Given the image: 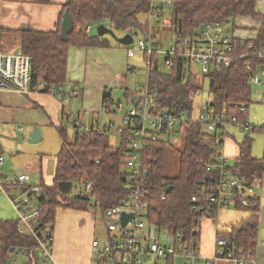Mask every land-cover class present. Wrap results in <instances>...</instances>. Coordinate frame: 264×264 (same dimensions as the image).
Masks as SVG:
<instances>
[{"label": "trees", "instance_id": "obj_1", "mask_svg": "<svg viewBox=\"0 0 264 264\" xmlns=\"http://www.w3.org/2000/svg\"><path fill=\"white\" fill-rule=\"evenodd\" d=\"M33 2L49 4L52 0ZM258 4L259 0H173L170 7L173 11L175 40L177 35L185 39L193 38L206 23L213 21L232 23L233 28H236V19L250 18L257 21L259 26L256 36L252 38L238 37L234 28L238 42V49L233 54L234 65L215 69L209 74L189 72L181 58L174 59L173 67L165 65L167 72L162 71L158 59L159 51L153 50V63L148 67L147 79L149 88L159 93L155 100L156 110H173L176 107L189 109L195 101L194 96L203 91L207 81L212 96L209 101L218 111L237 115L240 120L249 117L252 97L249 78L258 67H264V54H255L257 50H264V11L259 10ZM151 7L150 0H69V3L64 4L55 28L46 31L17 30L20 35L18 48L32 57L33 83L43 82L48 88L67 84L69 49L72 46H111V41L106 36L86 32L88 25L106 21L113 30L135 35L141 33L147 37L151 30ZM67 9L73 17L74 30L65 42L61 37V25ZM141 15H146V19L142 20ZM12 31L14 30L0 27V45L3 34ZM114 42L123 46L115 40ZM0 50L3 49L0 47ZM146 59L147 55L144 54V60ZM247 63L254 66L253 71L246 68ZM133 70L137 71L136 67L129 65V71ZM73 84L78 87L77 83ZM127 85L125 90L132 91ZM139 102L138 96L136 103ZM113 103L111 89L105 88L103 109L110 111ZM243 106L245 109L241 110ZM63 115L62 109V119L57 126L62 144L56 156L53 184H38L40 195H44V199L38 201L41 212L39 229L42 230L54 231L60 208L82 212L100 209L103 215L107 209L118 205L128 196V180L125 178L128 175L126 152L130 148L128 132L120 134V147L113 146L109 133H100L98 125L91 132L74 127L73 138L69 140ZM249 134L250 132L243 142L239 143V157L234 166L229 168L244 183L256 184L264 177V158L253 156ZM183 135L184 145L180 151L177 176L166 174L170 140L155 141L151 154L144 157L150 181L148 218L150 223L159 228L181 234L186 241H194L200 246L202 221L205 218H211L214 222L217 220L218 208H213L214 215L209 217L207 208L203 210L202 207L206 205L205 196L210 192L209 185L214 183L213 180L218 176L219 162L216 157L222 153L218 148L223 147L225 137L230 133L207 132L204 126L197 122L187 126ZM207 165H211L213 170L208 171ZM62 181L73 183L69 193H63L59 189L58 184ZM89 183L90 189L87 188ZM163 196L166 198L163 199ZM194 196L197 201L193 200ZM248 199L249 206L237 207L249 210L248 217L233 225L229 231H218L216 239L227 240L226 250L234 248L235 255L244 257L249 260L248 264H253L251 259H255L258 249L260 201L254 196ZM12 248L27 250V264H32L34 257L37 259L39 256L35 238L19 232L18 218L0 222V264H10L11 259L13 263ZM176 261H180L178 256L177 259L170 257L167 262L159 264H176Z\"/></svg>", "mask_w": 264, "mask_h": 264}, {"label": "built area", "instance_id": "obj_2", "mask_svg": "<svg viewBox=\"0 0 264 264\" xmlns=\"http://www.w3.org/2000/svg\"><path fill=\"white\" fill-rule=\"evenodd\" d=\"M150 18L162 16L166 6H171L173 0H150ZM91 30V25L85 28L86 32ZM126 47L127 57L133 58L137 53L146 54L147 66H151L153 59L152 39L145 36ZM236 36L225 22H208L198 31L193 38L185 39L177 35L170 50L161 52L165 56V65L173 67L174 59L184 60L189 72L200 71L209 74L215 69L234 65L233 54L238 49ZM244 45V43H242ZM252 47V45H251ZM256 55L263 56L264 50H257ZM169 56V58H167ZM246 68L253 71L254 66L247 63ZM33 64L32 57L21 48L12 51L0 50V90L13 91L22 95L40 92L48 89L62 105L64 123L73 124L87 132H91L98 125L100 133L104 134L114 127L113 121L104 125L99 123L96 115L89 118L85 123L82 112L77 110L78 115L70 104L82 97V91L73 83L54 85L48 88L43 82L34 84L32 79ZM136 71L133 70V79ZM264 76V67H258L250 76L249 83L264 86L261 79ZM136 87V86H135ZM139 90V103L124 109L122 102L112 104L120 114L121 126L118 128L120 134L128 132L130 136V148L126 152V169L128 175L127 191L128 196L118 205L107 209L104 217H115L117 221L106 224L105 239L99 237L93 239L92 264H146L154 260V264L165 263L168 258L177 256L182 264H214L218 259H226L232 264H248V259L235 255L234 248L226 250L227 240L218 239L216 250L212 258L203 257L200 254L199 246L194 241H186L181 234H174L168 229L159 228L150 223L148 218L150 181L144 157L151 154L153 143L158 140H170L171 136H178L184 133L187 126L200 122L207 132H221L227 134L232 127L239 128L245 132L259 130L264 133V120L255 123L249 117L240 120L239 116L227 112L218 111L209 100L196 105L194 101L189 109L185 107L171 109L155 108V100L158 91H152L146 77L145 83L136 88ZM264 96V91L262 93ZM153 107L152 110L150 108ZM245 107H241L244 110ZM195 110L198 117L194 116ZM102 109V114L112 113ZM17 130L25 139V129L19 126ZM218 176L209 185L210 192L206 194L207 215H214L212 209H228L231 206L247 207L250 205L249 197H255V184H246L234 175L229 168L228 158L225 154L217 155ZM4 158L0 156V164ZM208 171L213 167L207 165ZM29 175L22 174L16 179H10L4 175L0 168V192L4 193L14 207L19 223V232L28 234L37 242L38 258L33 259L32 264H57L52 246L54 232L51 229H39L41 216L38 207L40 186L30 184ZM208 186V185H207ZM91 184H87L90 189ZM17 192V194H14ZM166 197L163 196V199ZM197 201V197H193ZM198 208V207H195ZM123 214L132 215L126 225L122 224ZM166 235V240L163 238ZM12 264H27L26 249H15ZM254 263V260L251 259Z\"/></svg>", "mask_w": 264, "mask_h": 264}, {"label": "crops", "instance_id": "obj_3", "mask_svg": "<svg viewBox=\"0 0 264 264\" xmlns=\"http://www.w3.org/2000/svg\"><path fill=\"white\" fill-rule=\"evenodd\" d=\"M67 1L52 0L49 4H37L33 0H0V27L6 30H14L12 32L20 29L51 30L55 28L59 21L60 13ZM258 8L260 11H264V0H259ZM236 23L235 32L238 37L252 38L256 36V29L259 26L257 21L250 18H238L236 19ZM112 45L111 42V46L104 48L72 46L69 49L68 83H77L78 88L82 91V97L76 100V106L81 112L83 111L82 114L88 115V117L101 114L103 109V92L105 88H110L108 84L112 81L108 73L110 71L113 73L115 70L113 65L120 63V58L116 56L122 50L117 44H115L116 47ZM0 47L5 51L2 45ZM111 60H114V64L112 65L108 62ZM115 78L116 80L113 84L118 83L120 87L128 84L127 77L123 78V76L117 74ZM138 96H134V100L138 99ZM61 113V102L51 92L40 91L22 95L13 91L0 90V121H2V118L6 120L10 118L14 119L16 116L23 123L26 122L36 126H39V124L50 125L57 129L62 119ZM17 133L21 134L18 130ZM234 136L229 135L225 137L223 145L222 152L227 156L228 162L231 159L237 160L239 157V142L234 141ZM18 143L14 140H0V156L5 155V160L0 164V168L9 174L14 173L19 166H23L27 170L26 175H29L31 179L36 172V167L29 164L31 159L26 158L23 152H21L23 144ZM42 162L43 160L40 157L38 164L41 175ZM255 198H259L260 201V214L258 249L253 264H264V234L261 230L264 229V206H262V202L264 201V177L260 181V186L255 189ZM236 209L239 208L236 207ZM14 211L9 198L0 192V222L16 219ZM84 215L91 216L89 212L62 208L58 210L52 246L57 264H92V243L96 237L95 219L88 218V221H86L84 219L86 216ZM246 217L248 215L241 217L240 220ZM79 220H81V223ZM238 220L236 223L240 221ZM236 223L232 224L231 228ZM87 225L88 228L86 229ZM218 231L213 219L205 218L202 221L199 247L200 254L203 257L212 258L214 256ZM223 260L228 261L226 259H218L214 264ZM229 263L232 264L231 262ZM10 264H12V259Z\"/></svg>", "mask_w": 264, "mask_h": 264}, {"label": "rangeland", "instance_id": "obj_4", "mask_svg": "<svg viewBox=\"0 0 264 264\" xmlns=\"http://www.w3.org/2000/svg\"><path fill=\"white\" fill-rule=\"evenodd\" d=\"M146 15H141V19L145 20ZM173 21V11L170 6H166L164 10L162 11V16L155 17L150 20L151 24V30L150 34L147 35V38L152 39V46L154 50L159 51L158 59H159V65L161 67L162 71L167 72L168 68L164 64V54L161 52H166L171 49V47L174 44V26L172 24ZM99 24H104L107 27H110V24L106 21L99 22V23H93L91 25V30L89 31L92 35L97 34L98 32V26ZM227 27H230L231 30H234L233 24L228 23L226 24ZM237 25V23H236ZM115 33L118 36H123L127 32L122 30H116L114 29ZM236 31V28H235ZM143 35L141 33H137L135 35L136 39H139ZM106 38L109 39L112 42V46L116 47V43H114V39L110 35H106ZM20 43V35L17 32H6L1 37V45L4 48L5 51L14 50L19 46ZM119 46V45H118ZM122 51H119L120 54H118L116 57L120 58V63L118 65H113L115 67V70L113 73L111 71L108 73V75L112 78V81L108 84L110 86L111 92H112V98L114 102H122L124 109H127L129 107H132L136 99L134 100V96H138L140 92H138L135 88L132 89V91H126L125 86L120 87L117 84H113L116 80L115 77H117V74L120 76H123V78L127 77L128 83H132L135 86L139 87L143 83H145L146 77H147V70L148 66L144 60V54L137 53V55L133 58L127 57L126 47L119 46ZM123 48V49H122ZM110 65L114 64V60L108 61ZM101 63V62H100ZM108 63V64H109ZM129 65L135 66L137 71L135 73V78L133 79L132 72L129 71ZM200 72V71H198ZM263 76V75H261ZM262 81L264 82V77H261ZM111 84V85H110ZM252 86V97L251 102L249 104V119L252 122L258 123L262 120H264V96L262 95L264 91V86H259L257 84H251ZM136 87V88H137ZM212 98L210 92H209V83L205 82V87L203 91L198 93L194 96L196 105L200 104L201 102H206L207 100H210ZM77 102L73 101L70 105L76 109L74 112L76 115H78L77 110L78 107L76 106ZM112 113H108L106 115L103 114H96V116L99 119V123L101 125H104L108 121H113L115 123L114 127L111 128L110 131H108L110 135V142L113 146L120 147L121 146V135L118 131V128L121 126V119H120V113L115 110V107L112 106L111 109ZM83 112V111H82ZM102 113V111H101ZM86 114V113H85ZM194 116L198 117V111L195 110ZM82 117L85 120V123L89 122L88 115L82 114ZM2 121H0V140H14L15 142H20L22 145L23 154L26 156V158H30L31 161L29 164L31 166H35V173L32 176V180L30 184L38 185L42 182H44L46 185H52L54 181V174H55V166H56V156L60 150L61 144H62V138L59 135V132L56 128L50 126V125H42L39 124V126L30 124V123H23L20 120H18L15 116V118H10L8 120L2 118ZM19 126L24 127L25 129V139H23L22 134L17 133V128ZM38 129L42 134V140L38 143H31L30 142V134L35 130ZM75 128L73 124L68 125V139H72L74 135ZM230 135L235 138V142H243V140L248 136V132H245L239 128L232 127L230 130ZM251 140H252V154L253 156L263 159L264 158V133L261 131H250L249 134ZM171 146L170 149H168V157H167V164H166V174L169 176H177L179 174V162H180V151L183 149L184 145V135L180 134L176 137L171 136L170 138ZM19 144V143H18ZM24 146V149H23ZM218 151H223V147H219ZM223 153V152H222ZM5 160V155H1ZM40 157L43 160V166H42V175L40 172V167L38 164V161L40 160ZM236 160L231 159L229 162V166H234ZM2 169V168H1ZM3 170L4 175H6L10 179H16L22 174H27V170L23 166H19V168L14 173H6ZM31 170V169H29ZM260 186V181L255 184V187ZM14 194H17V192H14ZM262 206H264V201L262 202ZM14 208V207H13ZM15 210V209H14ZM250 211L246 209H236V207L231 206L228 209H221L218 212L217 220L215 222V227L217 226L219 231H228L230 230L232 224L236 223L237 219H241V217H245L249 215ZM90 217L87 215L86 218H84L86 221H88V218H94L95 219V235L96 237H99L101 240L105 239V231H106V224L109 222H115L117 221L115 217H104L102 215V212L100 209H92L89 212ZM14 216L17 217L16 211H14ZM14 219V220H16ZM83 220V219H82ZM238 220V221H239ZM81 223V220H79ZM88 228V225L86 226V229ZM264 234V229H261ZM164 240H166V235L163 234ZM263 241V240H260ZM230 262V261H229ZM228 261H219L217 264H230ZM154 260L150 261L146 264H154ZM179 264H182L181 262Z\"/></svg>", "mask_w": 264, "mask_h": 264}, {"label": "water", "instance_id": "obj_5", "mask_svg": "<svg viewBox=\"0 0 264 264\" xmlns=\"http://www.w3.org/2000/svg\"><path fill=\"white\" fill-rule=\"evenodd\" d=\"M67 3H69V0L67 1ZM74 30V21H73V17L71 15V12L69 9H67L64 13V18L62 21V25H61V37L63 39V41L67 42L69 40V36L70 34L73 32ZM97 35L98 36H106V35H110L113 37V39L118 42L119 44L123 45V46H128L130 44H132L134 42V35L130 32H127L126 34H124L123 36H118L115 31L111 28V27H107L104 24H99L98 26V31H97ZM129 88L134 89L135 85L132 83H128L127 85ZM42 92H48L47 88H44L42 90ZM153 107L150 108V110H152ZM42 140V134L38 129H35L31 134H30V142L31 143H38ZM126 178V177H125ZM59 189L63 192V193H69L72 188H73V183L70 181H62L58 184ZM171 187H169L168 190H170ZM44 199V195H40L39 200H43ZM132 215H128V214H123L121 217V221L123 225H126L128 219L131 217ZM15 248L11 249V252H14Z\"/></svg>", "mask_w": 264, "mask_h": 264}]
</instances>
